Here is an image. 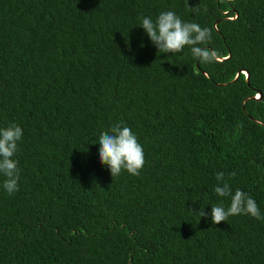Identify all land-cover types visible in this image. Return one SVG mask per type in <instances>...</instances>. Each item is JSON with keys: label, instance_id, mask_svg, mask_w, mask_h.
Returning a JSON list of instances; mask_svg holds the SVG:
<instances>
[{"label": "trees", "instance_id": "16d2710c", "mask_svg": "<svg viewBox=\"0 0 264 264\" xmlns=\"http://www.w3.org/2000/svg\"><path fill=\"white\" fill-rule=\"evenodd\" d=\"M162 11L212 29L216 60L157 53L139 25ZM118 122L143 146L139 176L99 161ZM10 124L20 180L0 187V264H264V220L198 212L228 207L224 172L264 214V0H0Z\"/></svg>", "mask_w": 264, "mask_h": 264}, {"label": "clouds", "instance_id": "9594fccd", "mask_svg": "<svg viewBox=\"0 0 264 264\" xmlns=\"http://www.w3.org/2000/svg\"><path fill=\"white\" fill-rule=\"evenodd\" d=\"M139 27L159 54L171 53L174 56L188 48L192 58L203 64L213 63L218 56L216 50L207 46L212 40V29L201 27L195 22H186L174 11H162L155 19L150 16L140 17ZM244 73L246 75L247 72ZM22 137L23 130L18 124L0 127V187L9 195L19 191L20 169L15 157ZM94 144L99 145V161L107 166L112 178L125 171L133 176L140 175L145 164L143 146L136 134L123 122L114 123L110 130L101 132L98 142ZM235 175V171L229 173L231 177ZM216 180V196L227 198L230 203L228 207H224L223 201L212 205L210 213L205 212L204 208L199 209L200 218L210 217L213 225L227 222L229 217L238 215L264 220V214H261L256 201L239 188L233 192L231 185L225 181L224 172H218Z\"/></svg>", "mask_w": 264, "mask_h": 264}, {"label": "water", "instance_id": "95a60500", "mask_svg": "<svg viewBox=\"0 0 264 264\" xmlns=\"http://www.w3.org/2000/svg\"><path fill=\"white\" fill-rule=\"evenodd\" d=\"M246 78H248V74L246 73ZM258 97H260L261 95H260V93H258V95H257ZM258 97H256V98H258Z\"/></svg>", "mask_w": 264, "mask_h": 264}]
</instances>
